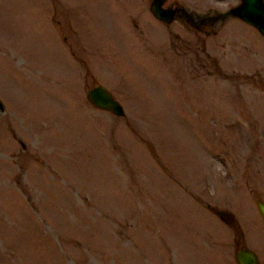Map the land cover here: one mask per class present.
I'll list each match as a JSON object with an SVG mask.
<instances>
[{
    "label": "rangeland",
    "instance_id": "374dc122",
    "mask_svg": "<svg viewBox=\"0 0 264 264\" xmlns=\"http://www.w3.org/2000/svg\"><path fill=\"white\" fill-rule=\"evenodd\" d=\"M148 3L0 0V264H264V38Z\"/></svg>",
    "mask_w": 264,
    "mask_h": 264
},
{
    "label": "water",
    "instance_id": "95a60500",
    "mask_svg": "<svg viewBox=\"0 0 264 264\" xmlns=\"http://www.w3.org/2000/svg\"><path fill=\"white\" fill-rule=\"evenodd\" d=\"M165 1L149 0L148 11L154 19L168 25L181 8L175 5H164ZM216 16L218 19L235 17L254 28L264 38V0H239L237 5L228 8L224 12H217ZM85 98L94 109L109 112L117 117L124 116L121 104L113 98L109 90L100 84L88 88L85 91ZM3 109L4 106L0 99V112ZM254 202L264 225V201L256 199ZM215 214L221 218L223 216L230 218V215L224 211L217 210ZM234 261L236 264H258L255 253L243 247L234 252Z\"/></svg>",
    "mask_w": 264,
    "mask_h": 264
},
{
    "label": "flooded vegetation",
    "instance_id": "af4514ba",
    "mask_svg": "<svg viewBox=\"0 0 264 264\" xmlns=\"http://www.w3.org/2000/svg\"><path fill=\"white\" fill-rule=\"evenodd\" d=\"M206 23L207 22H206L205 19H203V17H199V18H197V22L194 23V24H192V25L194 26L195 31L202 32L203 31V28L205 27V24ZM228 220H230V219H228Z\"/></svg>",
    "mask_w": 264,
    "mask_h": 264
}]
</instances>
